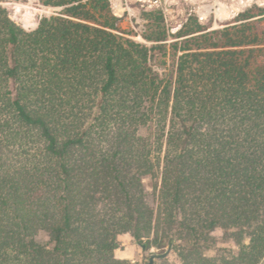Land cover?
I'll use <instances>...</instances> for the list:
<instances>
[{
    "label": "trees",
    "instance_id": "1",
    "mask_svg": "<svg viewBox=\"0 0 264 264\" xmlns=\"http://www.w3.org/2000/svg\"><path fill=\"white\" fill-rule=\"evenodd\" d=\"M2 1L0 264H134L124 233L156 264H263L264 5L171 42L147 9L143 42L111 0H40L33 29ZM216 230L233 252H204Z\"/></svg>",
    "mask_w": 264,
    "mask_h": 264
},
{
    "label": "rangeland",
    "instance_id": "2",
    "mask_svg": "<svg viewBox=\"0 0 264 264\" xmlns=\"http://www.w3.org/2000/svg\"><path fill=\"white\" fill-rule=\"evenodd\" d=\"M112 8L116 15L121 17L120 25L130 32L128 36L138 41L146 42L142 33L146 29L147 20L144 11L147 9H162L169 36L168 42L178 38L173 37L188 20L190 16H197L199 20L210 29L227 25L240 11L253 4L264 5V0H111ZM2 4L8 7L14 20L26 29L35 28L44 15L55 13L60 7L43 5L40 0H3ZM152 64L161 75L170 73L173 69V60L167 57V65L161 66L153 57ZM147 201L155 206L158 189L154 180L146 178ZM215 242L204 249L207 255L229 254L235 250L233 242H229L222 230L213 233ZM41 242H47L45 233L39 236ZM168 251L158 249L155 246L145 248L137 242L130 233H124L120 238V246L117 249L119 258L130 259L134 264H145L148 261L146 254ZM158 258H156V263ZM264 264V263H263Z\"/></svg>",
    "mask_w": 264,
    "mask_h": 264
},
{
    "label": "water",
    "instance_id": "3",
    "mask_svg": "<svg viewBox=\"0 0 264 264\" xmlns=\"http://www.w3.org/2000/svg\"><path fill=\"white\" fill-rule=\"evenodd\" d=\"M167 254H168V251H165L163 253L152 252V253L146 254L145 256L148 258V261L145 264H156V258L165 256Z\"/></svg>",
    "mask_w": 264,
    "mask_h": 264
}]
</instances>
